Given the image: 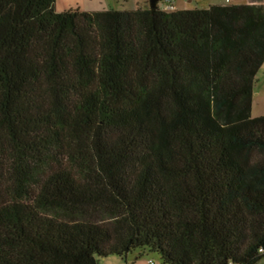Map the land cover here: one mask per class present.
<instances>
[{
  "label": "trees",
  "instance_id": "obj_1",
  "mask_svg": "<svg viewBox=\"0 0 264 264\" xmlns=\"http://www.w3.org/2000/svg\"><path fill=\"white\" fill-rule=\"evenodd\" d=\"M158 4L0 0V264L264 257V5Z\"/></svg>",
  "mask_w": 264,
  "mask_h": 264
},
{
  "label": "rangeland",
  "instance_id": "obj_2",
  "mask_svg": "<svg viewBox=\"0 0 264 264\" xmlns=\"http://www.w3.org/2000/svg\"><path fill=\"white\" fill-rule=\"evenodd\" d=\"M259 3L264 0H172L174 10L182 9H207L211 5H232L245 3ZM158 4V3H157ZM162 7V3L158 4ZM148 6V0H54V10L62 12L66 10L80 11H98V10H134L139 7ZM173 11V10H171ZM264 109V103L256 100L252 108L251 117L260 115L259 111ZM98 264H161L159 255L155 252L145 250L139 253V250H132L124 258L116 254H110L106 257H98ZM255 264H264V257L259 259Z\"/></svg>",
  "mask_w": 264,
  "mask_h": 264
},
{
  "label": "crops",
  "instance_id": "obj_3",
  "mask_svg": "<svg viewBox=\"0 0 264 264\" xmlns=\"http://www.w3.org/2000/svg\"><path fill=\"white\" fill-rule=\"evenodd\" d=\"M253 3V2H252ZM255 4H263L264 2H259ZM259 101V103H264V61L259 67L256 75H255V81L253 85V97H252V102H251V109L250 113L252 112V108L254 105V101ZM260 115H264V109H261L259 111ZM259 116V115H258Z\"/></svg>",
  "mask_w": 264,
  "mask_h": 264
},
{
  "label": "built area",
  "instance_id": "obj_4",
  "mask_svg": "<svg viewBox=\"0 0 264 264\" xmlns=\"http://www.w3.org/2000/svg\"><path fill=\"white\" fill-rule=\"evenodd\" d=\"M162 9L164 11H171L174 10L173 9V5H172V0H162ZM149 264H152V262H150Z\"/></svg>",
  "mask_w": 264,
  "mask_h": 264
},
{
  "label": "water",
  "instance_id": "obj_5",
  "mask_svg": "<svg viewBox=\"0 0 264 264\" xmlns=\"http://www.w3.org/2000/svg\"><path fill=\"white\" fill-rule=\"evenodd\" d=\"M159 0H148V6L151 10H154Z\"/></svg>",
  "mask_w": 264,
  "mask_h": 264
}]
</instances>
